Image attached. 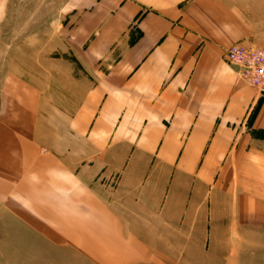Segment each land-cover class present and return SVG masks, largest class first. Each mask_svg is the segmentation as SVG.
I'll return each instance as SVG.
<instances>
[{"label": "crops", "instance_id": "1", "mask_svg": "<svg viewBox=\"0 0 264 264\" xmlns=\"http://www.w3.org/2000/svg\"><path fill=\"white\" fill-rule=\"evenodd\" d=\"M236 45L264 47V0H0V264L264 254Z\"/></svg>", "mask_w": 264, "mask_h": 264}, {"label": "built area", "instance_id": "2", "mask_svg": "<svg viewBox=\"0 0 264 264\" xmlns=\"http://www.w3.org/2000/svg\"><path fill=\"white\" fill-rule=\"evenodd\" d=\"M71 3L74 0H63ZM227 63L237 70L239 78L264 95V48L232 47L226 54Z\"/></svg>", "mask_w": 264, "mask_h": 264}, {"label": "rangeland", "instance_id": "3", "mask_svg": "<svg viewBox=\"0 0 264 264\" xmlns=\"http://www.w3.org/2000/svg\"><path fill=\"white\" fill-rule=\"evenodd\" d=\"M236 46L243 47L240 45H236ZM236 46H233V47H236ZM243 48H246V47H243ZM255 48H258V47H255ZM262 48H264V47H262ZM247 49H253V48L249 47ZM254 90H256V89H254ZM260 95H261V93H260ZM262 96H264V95H262ZM0 216H4L3 210H0ZM256 242L258 245L262 244V241L260 238L256 239ZM241 243L243 244V246L240 248L241 250H239V255L237 257H233L232 259L225 258V257H221V258H219V257H206V258H199V259L196 257H193V258L191 257L188 260L187 257H173V258H170L171 260L168 259L169 262L167 264H194L193 261H196L195 264H197V263H200V264H264V254H262L261 250L254 249V250L247 251L245 249V242H241ZM255 250H259V251H255ZM199 260H201L202 262H200ZM230 260H231V262H230Z\"/></svg>", "mask_w": 264, "mask_h": 264}]
</instances>
